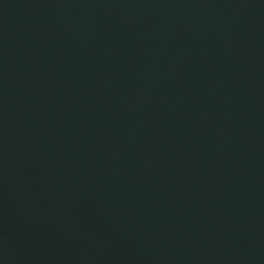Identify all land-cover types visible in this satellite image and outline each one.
<instances>
[{
	"label": "water",
	"instance_id": "1",
	"mask_svg": "<svg viewBox=\"0 0 264 264\" xmlns=\"http://www.w3.org/2000/svg\"><path fill=\"white\" fill-rule=\"evenodd\" d=\"M0 264H264V0H0Z\"/></svg>",
	"mask_w": 264,
	"mask_h": 264
}]
</instances>
